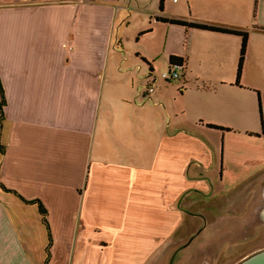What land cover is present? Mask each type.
I'll return each instance as SVG.
<instances>
[{
    "label": "crops",
    "instance_id": "obj_1",
    "mask_svg": "<svg viewBox=\"0 0 264 264\" xmlns=\"http://www.w3.org/2000/svg\"><path fill=\"white\" fill-rule=\"evenodd\" d=\"M160 59L168 71L170 59L182 62L180 81H161ZM0 81V264H46L47 227L22 199L47 211L49 264H112L117 238L124 250L184 245L183 264H217L264 225V124L252 127L248 97L264 101V0H0ZM151 83L158 95L144 90ZM113 122L124 132L117 143ZM155 125L162 137L144 168L107 161ZM159 166L161 180L124 172ZM226 203L240 215L218 232ZM239 247L231 264L255 253Z\"/></svg>",
    "mask_w": 264,
    "mask_h": 264
},
{
    "label": "rangeland",
    "instance_id": "obj_2",
    "mask_svg": "<svg viewBox=\"0 0 264 264\" xmlns=\"http://www.w3.org/2000/svg\"><path fill=\"white\" fill-rule=\"evenodd\" d=\"M149 43L151 44V42L146 40V39L140 41L139 44L134 42V44L138 47V49H141L144 51L149 46ZM134 62L141 64L140 61H134ZM156 66H157L156 72L158 73L161 81L163 82L164 79L162 78V75L164 73L168 72L167 61L160 59V61L157 62ZM159 86L160 85L158 84L157 88L155 89L156 91L153 92V93H155L154 95H156V92L158 95L159 89H160ZM143 88L145 90V87H143ZM136 89H138V88H136ZM263 93H264V91H263ZM175 95H178L177 90H175ZM197 96H199V95L196 94L194 91H192L188 95L187 99L190 100V99L196 98ZM208 97L213 98L214 96L211 95ZM248 97L255 99V102H254L255 119H254V124L252 125V127H254L256 130H258L262 127L261 122H263V124H264V116H263L264 115V106H263L264 101H261V99H258L257 93H255V96L252 95V96H248ZM160 100H161V98H160ZM263 100H264V98H263ZM157 101L159 102V100H157ZM151 103L155 104L154 102H151ZM240 103L242 105L243 101H240ZM240 103H239V105H240ZM177 104L179 105L180 101H178ZM160 106L161 107L158 108V111L161 114V117L163 120V125L166 124V128H167L169 125V122H170V118H169V114L166 110V107L171 108V106H170V103L168 100L162 101V104H160ZM260 106L262 108V113H263L262 117H261V114L259 111ZM249 107H251V102L249 104ZM163 112L165 113V116H164ZM242 120H243V118H241V121L238 124L239 128H243L242 126H244L242 124ZM111 124L114 125V128L112 130L113 140H110V139L109 140L113 143H117L121 137L120 135H117V133H121L122 131H121V128L118 127V123L113 122ZM155 127H156L155 133L154 134H152V133L151 134H145L144 139H142V137H140V136L138 137V136H135L132 134H129V135L127 134L128 136H127L126 146L117 145L115 148H113L111 153H108V155H107V158H108L107 161L113 162V163H122V164H125L128 166L138 165L141 168H144L146 163H149L153 160V157L149 155V152L156 148L157 141L162 137L161 134L158 132L159 126L155 125ZM122 133H124V132H122ZM102 139L103 138H101V140ZM99 140H100V138L97 139V141H99ZM102 141L105 145V149L108 151L111 148L110 142L105 141V140H102ZM115 149H117L119 152L115 153ZM121 152H123V153H121ZM96 157L102 158V157H104V153H99L97 150V156ZM161 171H163V168L161 166H159V169L155 168L153 170L152 169H149L146 171L142 170L140 173H138V176L134 175L135 172L133 170L124 171V172H126L129 175L130 181H134L135 179H137L138 181H146L148 178H154V179L158 178L161 180L162 179ZM119 172L120 171L117 168L110 169V173H109L110 178H116L119 175ZM143 188H145L147 191H155V189L151 190L152 187H149V186L141 187L140 189H143ZM111 190H112V193H118V191H117L118 187H112ZM216 215H217V218L219 221V226L217 228L219 229L218 232H220V231H222L221 230L222 228L224 229V227H226V225H225L226 223H231L232 221L237 222V218L240 215V213L236 209L228 207V204L226 203V204L222 205V207H217ZM150 217H152V216H150ZM204 223H205V219L202 220V224H204ZM209 230H207L206 233ZM256 231H257L256 234H254L252 236V238L251 237L248 238V240L246 242V243H248V245L245 244L247 246H243L240 243L239 244L237 243L233 247V251H232L233 257L231 259H224V260L222 259L221 261H218L217 264H231V262L236 260L238 258V256H240V254L244 251V250L238 251V253H237V251H235V249H237L240 245L241 246L239 248H243V247L248 248L245 250H249V249H253V248H255V252L263 250L264 249V234H262V233L264 232V225H261V226L257 225ZM181 234L182 233L175 235V239L180 237V236H183V237L187 236V235H181ZM210 234H211V232H210ZM117 236L118 235H113L112 238L115 237V239H116ZM135 236L136 235H132V237H135ZM211 236L213 237V236H215V234L213 233ZM227 237H229V235ZM228 244H230L229 239L225 241L226 247H228ZM99 249H101V248L99 247ZM183 249H184V245H182V248L179 252L178 251L172 252L171 251V243H169L165 247H161L158 249H125L124 250L121 247V245L118 241V238H117L115 244H113V246H112V251L109 250L106 252H107V255L109 257H111L112 262H113L112 264H142L144 259H146L144 264H160L163 261H166L167 264H170L171 261H172V264H183V256H184V250ZM60 252H61V250L59 251V253ZM124 254H126V255L124 256ZM174 256H175V261H173V259H172ZM52 264H60V263L58 261H56V262L53 261ZM208 264H212V263L209 262Z\"/></svg>",
    "mask_w": 264,
    "mask_h": 264
},
{
    "label": "trees",
    "instance_id": "obj_3",
    "mask_svg": "<svg viewBox=\"0 0 264 264\" xmlns=\"http://www.w3.org/2000/svg\"><path fill=\"white\" fill-rule=\"evenodd\" d=\"M162 5H163V0H161V6ZM196 27L202 28V29H206V30H210V31H215V32L238 34L237 32L226 30V29H223V28H220V27H211V26H206V25H200V26L197 25ZM239 35L242 36L243 40H242V47H241L238 75H240V72H241V69H242V63L244 61V56H245L246 47H247V40H248L246 34L239 33ZM174 66L182 67L183 64H182V62L181 63L180 62H175L174 59H170L169 67L172 68ZM183 69L184 68H182V70ZM5 105H6L5 93H4V89H3L2 83L0 81V127H1V122H2V120L4 118V107H5ZM208 126L210 128H214V129L218 128V127L213 126V125H208ZM22 200L25 203H27V204H37L38 205L40 214L42 215L43 223L46 225L47 230H48V235H49V245H48V248H47V260H46V264H49L50 256H51L52 240H51L50 226H49V223H48V220H47V211L45 210L44 206L42 205V203L40 201H26L24 199H22Z\"/></svg>",
    "mask_w": 264,
    "mask_h": 264
},
{
    "label": "built area",
    "instance_id": "obj_4",
    "mask_svg": "<svg viewBox=\"0 0 264 264\" xmlns=\"http://www.w3.org/2000/svg\"><path fill=\"white\" fill-rule=\"evenodd\" d=\"M182 68H184V66L182 67L174 66L172 68L170 67V70L164 73L162 75V78L166 81H180ZM145 90L147 91V94L151 95L155 91V84L151 83L149 85H146Z\"/></svg>",
    "mask_w": 264,
    "mask_h": 264
},
{
    "label": "water",
    "instance_id": "obj_5",
    "mask_svg": "<svg viewBox=\"0 0 264 264\" xmlns=\"http://www.w3.org/2000/svg\"><path fill=\"white\" fill-rule=\"evenodd\" d=\"M237 264H264V249L249 255Z\"/></svg>",
    "mask_w": 264,
    "mask_h": 264
},
{
    "label": "flooded vegetation",
    "instance_id": "obj_6",
    "mask_svg": "<svg viewBox=\"0 0 264 264\" xmlns=\"http://www.w3.org/2000/svg\"><path fill=\"white\" fill-rule=\"evenodd\" d=\"M262 221H264V217H262ZM262 234H264V232H263ZM262 234H261V235H262ZM261 235H260V236H261ZM260 236H259V237H260ZM237 262H238V261H237ZM237 262H236V263H237ZM236 263H234V264H236Z\"/></svg>",
    "mask_w": 264,
    "mask_h": 264
}]
</instances>
